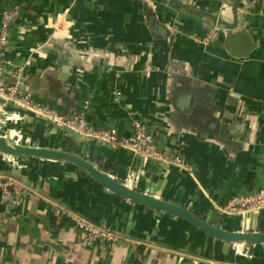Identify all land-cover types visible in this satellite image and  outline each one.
Listing matches in <instances>:
<instances>
[{
  "label": "crops",
  "instance_id": "crops-1",
  "mask_svg": "<svg viewBox=\"0 0 264 264\" xmlns=\"http://www.w3.org/2000/svg\"><path fill=\"white\" fill-rule=\"evenodd\" d=\"M178 1L184 7L173 0H0V26L7 8H20L3 53L11 61L4 79L14 83L15 69L24 66L22 93L60 113L87 105L90 126L116 128L121 138L138 120L193 173L161 162L144 166L129 150L76 138L12 102L0 105L25 116L13 127L23 145L102 162L139 192L226 231H246L250 216L220 208L264 189V5L243 0L234 12L239 0ZM214 27L218 38L201 42ZM241 31L249 49L233 38ZM62 57L72 63L66 78ZM3 158L0 150V176L19 169ZM19 159L26 167L12 177L25 187L22 204L0 197V264H264V244H241L251 257L234 244L226 251L225 241L110 191L69 162ZM59 208L115 231L118 243L82 246L73 222L54 216ZM255 226L264 232V210Z\"/></svg>",
  "mask_w": 264,
  "mask_h": 264
},
{
  "label": "built area",
  "instance_id": "built-area-1",
  "mask_svg": "<svg viewBox=\"0 0 264 264\" xmlns=\"http://www.w3.org/2000/svg\"><path fill=\"white\" fill-rule=\"evenodd\" d=\"M146 1V0H135ZM254 5H264V0H252ZM20 14V8L13 6L7 8L2 15L0 26V99L5 102H12L25 109L37 117H40L58 127L61 130L71 129L81 138L92 141H100L112 148H123L131 151L144 164L150 162H161L168 165H175L180 170L193 173V167L179 153H171L161 150L156 143V133L140 121L132 122V135L127 138H121L116 128L95 129L88 123L86 114L88 106L85 105L80 110L68 113H60L53 108L43 106L36 102L29 92H21V82L24 74V66L15 69V82L9 84L4 79V70L11 65V61L3 59V53L9 44L10 31ZM219 35L218 27L209 30L201 42L209 44L216 40ZM28 64V63H27ZM121 93L117 92L114 101L119 102ZM24 115L19 112L10 113L0 105V128L5 132L8 140L15 144L21 143L23 136L14 129V125L24 119ZM10 122V123H9ZM12 125L11 128L8 126ZM20 157L4 153V161L12 168L23 169L26 167L19 159ZM25 187L11 176H0V197L4 204H10L16 208L21 206V195ZM264 210V189L253 194L235 196L226 206L220 208L222 214L227 216L243 215L258 216ZM55 217H67L74 226L82 233L81 245L84 247L102 246L106 249H113L118 243L119 235L106 227L95 224L84 217L73 214L63 208L56 209ZM251 226V224H250ZM237 253L245 257H251V254L240 247L241 244H234Z\"/></svg>",
  "mask_w": 264,
  "mask_h": 264
},
{
  "label": "water",
  "instance_id": "water-1",
  "mask_svg": "<svg viewBox=\"0 0 264 264\" xmlns=\"http://www.w3.org/2000/svg\"><path fill=\"white\" fill-rule=\"evenodd\" d=\"M173 1L179 4L180 6H183L182 3L179 2L178 0H173ZM240 1H243V0H239L235 4L234 12H236L238 3ZM208 16H210L219 25L224 26L228 30L235 28V26L230 27V25L226 23L225 21L221 19H217L214 16H211L210 14H208ZM233 38L234 39L238 38L241 41L249 42V43H246L247 49H249V45H251L250 43L251 41H249V38L244 31L237 32V34H235ZM59 63L63 66L64 74L62 78H66L70 71V65L72 64L71 60L68 58L62 57ZM0 102L5 103L3 99H0ZM65 131L75 136L76 138H81L79 134H77L71 129H66ZM0 150H2L6 154L14 155L18 157L28 156V157H35V158H41V159L69 162L77 166L78 168L86 171L95 180L100 182L103 186L108 188L110 191L124 198L132 200L134 202L143 204L149 209L162 211L169 215L185 219L191 224H193L194 226H196L197 228H199L200 230L209 234L210 236L225 241L226 244L224 246V249L226 251L230 249L231 244H243V243L264 244V232H260L256 230L255 221H256L257 216L255 214H252L250 216L251 226L248 230L237 231V232L226 231L222 228L216 227L202 220L201 218L197 217L196 215H194L192 212H190L184 207H181L179 205H176V204L167 202L165 200H161L159 198L153 197L151 195L139 192L133 189L131 186H127L126 184H123L117 181L111 175L101 171L97 166H95L89 160H87L86 158L78 154L59 150V149H48V148L32 147V146L15 144L6 138L5 132L1 128H0ZM20 175H21L20 169L13 170L12 173L10 174L11 177L12 176L18 177Z\"/></svg>",
  "mask_w": 264,
  "mask_h": 264
},
{
  "label": "trees",
  "instance_id": "trees-1",
  "mask_svg": "<svg viewBox=\"0 0 264 264\" xmlns=\"http://www.w3.org/2000/svg\"><path fill=\"white\" fill-rule=\"evenodd\" d=\"M98 168L103 172H109L111 170V167L107 164H103L102 162H98Z\"/></svg>",
  "mask_w": 264,
  "mask_h": 264
},
{
  "label": "bare ground",
  "instance_id": "bare-ground-1",
  "mask_svg": "<svg viewBox=\"0 0 264 264\" xmlns=\"http://www.w3.org/2000/svg\"><path fill=\"white\" fill-rule=\"evenodd\" d=\"M127 186H130V185H128V184H126Z\"/></svg>",
  "mask_w": 264,
  "mask_h": 264
}]
</instances>
